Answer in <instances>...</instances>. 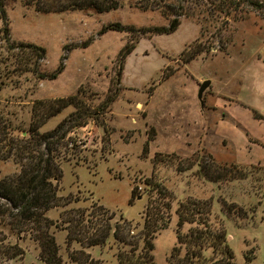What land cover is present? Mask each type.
Masks as SVG:
<instances>
[{"label":"rangeland","instance_id":"rangeland-1","mask_svg":"<svg viewBox=\"0 0 264 264\" xmlns=\"http://www.w3.org/2000/svg\"><path fill=\"white\" fill-rule=\"evenodd\" d=\"M121 1L117 9L103 13L44 12L23 1L8 6L11 40L46 47L42 72H53L63 61L65 69L56 79L15 70L25 63L18 48H8L0 17V114L10 119L12 132L28 134L38 118L35 101L73 97L40 127L47 132L65 118H75L67 134L77 147L64 149L58 181V194L71 202L48 211L57 221L51 230L64 264H79L70 254L83 248L95 258L86 264H118V250L129 246L113 235L102 246L69 243L63 221L67 215L62 217V212L72 207L92 212V206L103 205L115 214L113 224L124 217L139 229L149 201L158 197L150 185L155 182L174 196L171 222L154 239L156 264H173L174 247L182 245L177 209L188 199L208 200L212 211L203 213L199 223H185L182 235L192 227L206 228L207 220L212 229H227L236 264H264V121L254 120L243 106L264 115V0H258L263 7H245L226 25L221 16H209L205 4L182 0L186 12L197 6V13L183 15L172 33L144 35L141 30L168 26L169 17L161 9L141 8V0ZM113 22L134 26L139 34H101L102 27ZM127 43L136 48L122 66L120 52ZM197 50L201 52L187 61ZM207 79L211 83L200 97ZM83 120L89 123L74 125ZM17 171L14 161H0L1 176ZM20 243L40 260L37 241L27 237ZM23 258L0 256V264H31L21 262Z\"/></svg>","mask_w":264,"mask_h":264},{"label":"trees","instance_id":"trees-1","mask_svg":"<svg viewBox=\"0 0 264 264\" xmlns=\"http://www.w3.org/2000/svg\"><path fill=\"white\" fill-rule=\"evenodd\" d=\"M17 1H23L28 5L36 4L37 9L44 12L95 9L99 13L117 9L122 2L121 0H0L4 39L10 50L17 48L20 50L21 61L25 63L23 67H15V70L33 71L40 78L49 79H56L65 69V64L61 61L53 72H42L39 65L47 55L46 47L33 42L11 40L7 8ZM197 3L206 5L205 9L209 16L216 15L218 18L221 16L225 25L229 19H235L239 13L244 12L245 7H263L262 2L258 0H196ZM140 7L161 9L170 19L168 26L139 30L143 35L148 31L160 34L172 33L181 24L183 15L197 13V6H195L196 11L186 12L187 8L185 9L182 0H141ZM109 30H126L134 36L139 34L134 26H126L121 22L103 26L101 34ZM87 45L84 43V46ZM135 48L136 44L133 43H127L122 48L120 52L122 66ZM200 52L201 50H197L192 53L187 61L194 59ZM31 54L35 56H33L35 61L32 60ZM31 60L33 62H30ZM72 99L73 97H58L35 101L33 113L38 118L32 122L25 136L14 134L10 119L0 114V161L12 160L19 167V171L14 174L0 175V256L4 258H23L26 249L20 241L29 237L39 243V257L46 264H64L56 236L51 230L54 225L56 226L57 221L48 215V211L59 205L67 206L71 202L58 194V181L63 176L64 149L66 150L70 145L77 147L75 142H71L73 141L71 138L68 139L67 134V126L72 120L75 121V118H65L53 130L47 132H41L40 127L50 117L59 114L69 106ZM113 100L114 96L108 98L106 104ZM253 114L255 118L264 121V115L258 110L253 109ZM80 117L84 118L82 115ZM88 123V120H83L74 122V125L83 126ZM149 139L153 137L150 136ZM211 179L214 178L211 177ZM150 185L156 189L158 197L149 201L142 228L138 229L131 220L124 217L113 224L111 219L115 214H110L103 205L92 206V212H88L89 209L72 207L62 212V217L64 214L67 215L63 221L67 223L68 242L77 240L89 247L102 246L113 235L118 243L129 246V249L118 250V264H156L154 239L156 234L167 228L171 222V200L174 196L159 182ZM136 190L137 186L133 189L131 203L135 198ZM211 211V203L208 200L188 199L179 203L177 238L182 245L174 247L173 264H236L235 252L227 240L228 231L225 227L220 230L212 229L206 220V228L196 226L192 227L186 236L181 234L180 230L185 223L198 222L203 213L208 215ZM95 217L96 220H94ZM11 236L16 238L15 242L10 240ZM183 244L184 252H182ZM70 256L79 264L95 261L92 254L84 248L71 251Z\"/></svg>","mask_w":264,"mask_h":264},{"label":"crops","instance_id":"crops-1","mask_svg":"<svg viewBox=\"0 0 264 264\" xmlns=\"http://www.w3.org/2000/svg\"><path fill=\"white\" fill-rule=\"evenodd\" d=\"M243 106H245V108L246 109H248V110H250L251 111V113H252V117L254 118V120H257V121H261L260 119H257V118H255L254 117V114H253V109H256V110H258L257 108H253V107H250V106H248V105H243ZM259 111V110H258ZM260 112V111H259ZM261 113V112H260ZM263 114V113H262ZM200 116H202L203 117V123H204V121H205V118H206V115L204 114H202V115H200ZM202 122V121H201ZM90 252H92L91 250H89ZM13 261H16V260H13ZM19 261V260H18ZM21 262L22 261H30L31 262V264H39V263H45L43 260H39V261H36L35 259H33V255L31 254V253H26L25 254V256H24V258L22 259V260H20ZM20 261L18 262V263H20Z\"/></svg>","mask_w":264,"mask_h":264},{"label":"water","instance_id":"water-1","mask_svg":"<svg viewBox=\"0 0 264 264\" xmlns=\"http://www.w3.org/2000/svg\"><path fill=\"white\" fill-rule=\"evenodd\" d=\"M210 83H211V81L209 79H207L201 84L200 97L203 96V93H204L205 89L210 85Z\"/></svg>","mask_w":264,"mask_h":264}]
</instances>
